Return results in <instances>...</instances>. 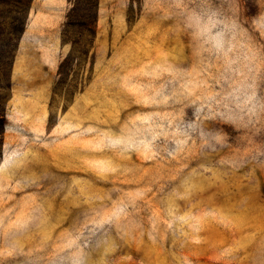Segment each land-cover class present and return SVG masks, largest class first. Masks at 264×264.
Listing matches in <instances>:
<instances>
[{
  "label": "rangeland",
  "instance_id": "obj_1",
  "mask_svg": "<svg viewBox=\"0 0 264 264\" xmlns=\"http://www.w3.org/2000/svg\"><path fill=\"white\" fill-rule=\"evenodd\" d=\"M57 1L0 0V264H264V0Z\"/></svg>",
  "mask_w": 264,
  "mask_h": 264
},
{
  "label": "trees",
  "instance_id": "obj_2",
  "mask_svg": "<svg viewBox=\"0 0 264 264\" xmlns=\"http://www.w3.org/2000/svg\"><path fill=\"white\" fill-rule=\"evenodd\" d=\"M70 7L66 14L65 28L80 26L84 32L93 34L96 20L97 0H68ZM65 29V30H66ZM1 131V123H0Z\"/></svg>",
  "mask_w": 264,
  "mask_h": 264
},
{
  "label": "crops",
  "instance_id": "obj_3",
  "mask_svg": "<svg viewBox=\"0 0 264 264\" xmlns=\"http://www.w3.org/2000/svg\"><path fill=\"white\" fill-rule=\"evenodd\" d=\"M45 4L51 5L52 7L56 8L57 5H60V2H58L57 0H35L34 7L36 9V12H38V14L35 13V19H39V14L41 12L40 10L42 9V7H44Z\"/></svg>",
  "mask_w": 264,
  "mask_h": 264
}]
</instances>
